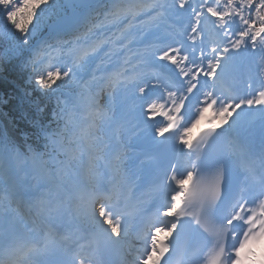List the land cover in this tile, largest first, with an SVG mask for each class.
<instances>
[{"label":"snow or ice","instance_id":"1","mask_svg":"<svg viewBox=\"0 0 264 264\" xmlns=\"http://www.w3.org/2000/svg\"><path fill=\"white\" fill-rule=\"evenodd\" d=\"M0 177V264H248L264 0H0Z\"/></svg>","mask_w":264,"mask_h":264},{"label":"trees","instance_id":"2","mask_svg":"<svg viewBox=\"0 0 264 264\" xmlns=\"http://www.w3.org/2000/svg\"><path fill=\"white\" fill-rule=\"evenodd\" d=\"M15 75H16V73H15V71L13 70V71H12V76L15 77ZM14 105H15V101L13 102V106H12L13 111H15ZM20 123H22V122H18V125H19ZM34 138H36V137L34 136L33 139H34Z\"/></svg>","mask_w":264,"mask_h":264},{"label":"bare ground","instance_id":"3","mask_svg":"<svg viewBox=\"0 0 264 264\" xmlns=\"http://www.w3.org/2000/svg\"><path fill=\"white\" fill-rule=\"evenodd\" d=\"M261 247H262V249H263V248H264V245H262Z\"/></svg>","mask_w":264,"mask_h":264}]
</instances>
